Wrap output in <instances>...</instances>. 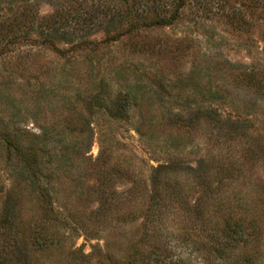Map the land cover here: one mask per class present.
<instances>
[{"label": "trees", "instance_id": "obj_1", "mask_svg": "<svg viewBox=\"0 0 264 264\" xmlns=\"http://www.w3.org/2000/svg\"><path fill=\"white\" fill-rule=\"evenodd\" d=\"M194 2L199 6L193 25L197 16L218 17L233 30L248 35L254 30L264 58V0H0V79L6 82L0 85V165L9 179L7 188L0 183V264H31L33 254L63 240L65 222L81 217L61 210L57 195L78 194L74 178L84 184L89 172L97 174L92 191L98 218L133 222L135 210L145 204L143 234L124 260L105 254L96 264H183L164 254L170 247L162 244L163 231L166 238L195 235L193 246L206 248L214 264H263L264 188L252 186L249 197L243 185L230 190L229 179L240 183L249 160L264 163V145L245 137L241 154L237 144L245 134L239 135V124L247 118L219 109L230 102L228 85L264 95V63H217L213 70L225 72L230 84L205 79L200 64L192 63L166 93L156 80L162 70L140 62L151 57L175 62L186 38L151 33L180 24ZM42 5L50 11L41 13ZM120 44L123 51L112 50ZM45 53L51 57L43 59ZM189 83L208 106L194 107L201 100L185 94ZM131 107L139 113L132 129L149 153L166 154L163 162L149 164L127 144L121 127L131 129ZM28 108L35 130L21 119ZM200 124L215 131V158L184 167L179 155L201 135ZM96 133L98 152L92 157ZM180 177H195L201 187L191 215L180 214L185 203ZM118 178L129 183L126 190L115 191ZM25 195L34 204L21 229L9 205ZM252 201L258 214L247 210ZM177 217L189 219L190 226L167 230L165 224Z\"/></svg>", "mask_w": 264, "mask_h": 264}, {"label": "rangeland", "instance_id": "obj_2", "mask_svg": "<svg viewBox=\"0 0 264 264\" xmlns=\"http://www.w3.org/2000/svg\"><path fill=\"white\" fill-rule=\"evenodd\" d=\"M198 6L199 3L194 2L193 8L187 10L190 13L186 12L180 24L172 28H165L151 33L153 37L169 36L186 38V40L179 45V50L176 51L177 57L173 64L161 62L154 57L140 60L145 67H152L153 72H158L159 69L162 70L161 73L157 74L156 80L159 81L161 85L163 84L166 86L164 88L166 93L170 91L174 82H178L180 79L184 78L192 63H199L202 67V75L204 78H212L214 81H217L218 84H230L231 82L226 78L225 72H216L213 70L217 63H224L227 61L237 65L251 62L264 63V58L260 54L262 42L254 30L249 35L243 31L233 30L225 19L218 17L210 20L212 17L210 19H204L197 16V18L200 19L198 21L199 23L193 25L195 17L192 15L197 12L196 9ZM49 11L50 8L48 6H41V13H48ZM202 20L206 21L202 23ZM124 47V45L120 44L112 46V50L117 53L118 51H123ZM50 57L51 55L47 53H45V56L43 55V59ZM160 62L164 66L168 65L167 70L164 69L165 67L162 66ZM1 66L2 64H0V68ZM150 69L151 68H149V70ZM5 83L6 82H1L0 79L1 86L5 85ZM172 90L173 92H178L179 88L175 87ZM227 90L229 92L230 102L219 110L222 114L223 112L227 114L238 113L243 114L242 116L247 118L246 121L240 120L239 125L243 126V130L238 132L241 136L243 134L245 135L237 144L240 153L245 154L244 147L247 146L246 138L258 145H264V95L258 93L254 94L242 88L232 87L231 85L227 86ZM185 94L189 95L190 99L201 100L200 95L196 93L195 87L192 84L187 87ZM198 104H203V106L206 107L209 101H207L205 97V99L193 105L195 107ZM21 112L23 116L21 119L24 120L26 126L31 130H35L33 120L31 119L33 118L34 112L32 108H28V111L23 110ZM130 114L132 117L128 128L131 129L126 130L125 126L121 127V130L125 129L124 136L127 137V144H132L135 152L141 155L145 162H149V164L152 165L163 162L162 158L166 154L157 152L149 153L139 140L138 134L132 129V125L136 124L139 120L138 110L135 107H131ZM199 127L200 130L198 133H201V135H197L193 143L188 145L179 155L183 162H186L184 167H194L197 161L202 163L207 162V164H209V162L213 161L215 158L216 149L218 148L217 144L214 143L215 131L211 128L213 133H210L211 129L208 124H200ZM115 130L119 132L118 129L115 128ZM250 135L251 137L248 138ZM97 152L98 142L96 133L92 139L89 155L95 157ZM136 163L138 162L136 161ZM252 163V160L247 162L246 165L249 166L246 167V170H248L247 176H245L240 183L237 184L232 181V178L229 179V184L231 183L229 186L230 190L234 189L235 186L243 185L245 189L247 188L246 193L248 196L252 197L253 195L251 194L254 190L252 186L259 187L260 189L264 188V163H260V161L256 165ZM2 169L3 167L0 165V183H3L7 188L9 186V179H5V173ZM89 174V176L82 177L84 184L81 183L78 177L74 178L73 183L79 181L80 184L78 189H76L78 194L68 196L66 190H60V193L57 195L60 199L58 204L62 206L61 210L64 208V212L74 215L75 218L77 215L81 218L77 221L72 220L65 222L66 231L63 240L60 243L54 244L47 251L33 254L30 259L31 264H96L97 259L102 258L105 254H110V256L115 257L117 261H122L126 256L129 245L141 235L140 233H142L145 228V226L144 228L142 226L145 225L143 221L145 204H141L135 210V219L133 222L117 220L115 217L109 219L98 218L97 215L94 214V211H96L98 207L97 197L95 192L92 191L94 179L97 174L94 172H89ZM164 178L166 179V177ZM167 180L173 181L171 178ZM128 184L127 182L125 183L124 178H118L115 180L113 188L115 191H124ZM179 185H182L185 190V203L184 207L180 209V214L184 213L191 215L192 205L195 204L197 197L200 195L201 187L195 177H180ZM25 198L24 201H17L9 205L11 210L15 213L16 222L21 226V229L27 224V221L31 217L32 209L30 207L34 204L28 201L29 197L26 195ZM2 201L3 198H1L0 195V204ZM254 203L253 201L252 203L250 202L247 210L248 212H255L258 214L256 211L257 206H254ZM182 224L190 226L189 219L181 221L180 218L177 217L175 220H169V222L165 224V227L167 230H174L176 233V231L181 232L184 230ZM150 225L152 224H146V227ZM153 228L154 227L150 226L148 228L149 232H152ZM163 233L164 234H159L160 238L164 240L162 244H164L163 246L170 247L168 249L169 252H164V254L172 258L171 263L180 259L183 264H214V262H212V256L205 252L206 248L195 249V246H193V238L195 235L184 237L176 234H168L166 238V232L163 231ZM262 248V260H264V242ZM261 262L264 264V261Z\"/></svg>", "mask_w": 264, "mask_h": 264}]
</instances>
